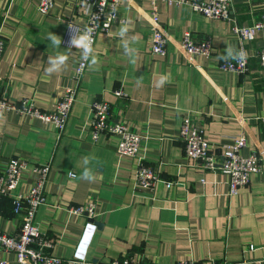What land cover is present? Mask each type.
<instances>
[{"label": "crops", "instance_id": "1", "mask_svg": "<svg viewBox=\"0 0 264 264\" xmlns=\"http://www.w3.org/2000/svg\"><path fill=\"white\" fill-rule=\"evenodd\" d=\"M230 20L212 19L187 4L156 1L159 21L168 36L166 54L149 52V0H120L119 17L108 33L96 37L93 55L98 63L84 73L63 132L53 124L19 115L0 114V172L10 157L27 161L19 190L34 178V163L50 162L45 185L46 201L36 211L40 231L53 242L50 252L63 259L108 263L126 256L144 264L228 261L230 264H264V71L256 51L264 47V30L244 42L248 71L233 73L216 66L226 50L238 47L234 23L249 26L264 12V0H231ZM40 0H0L4 52L0 78L4 94L12 99L32 98L43 110H52L62 89L70 83L80 48L63 43L66 22L83 24L86 4L54 0L48 14L37 8ZM127 32L122 37L121 29ZM185 31L210 37L212 53L188 55L179 41ZM61 38L60 46L48 39ZM136 51L125 54L124 44ZM68 56L64 66L48 74V60ZM134 60V62H132ZM169 81L158 87L161 76ZM121 88L126 96L117 98ZM103 98L114 119L142 135L139 156L158 168L153 191L134 180L138 161L116 152L118 137L90 136V104ZM204 129L215 150L243 135V155L257 153L262 170L230 195L228 176L199 167L184 154L179 126L184 115ZM95 180L80 179L84 158ZM69 172L75 173L70 177ZM94 200L93 221L68 211L70 205ZM4 199L0 227L13 233L19 217ZM94 221L102 224L98 227ZM254 249L248 251L247 247ZM6 264H18L12 253L0 249Z\"/></svg>", "mask_w": 264, "mask_h": 264}, {"label": "built area", "instance_id": "2", "mask_svg": "<svg viewBox=\"0 0 264 264\" xmlns=\"http://www.w3.org/2000/svg\"><path fill=\"white\" fill-rule=\"evenodd\" d=\"M84 2L87 6L83 24L72 21L66 22V30L63 43L69 45V25L81 31L85 27L92 28V39L94 46L99 33H108L111 25L122 22L117 7L120 0H73ZM156 1L167 4H187L191 9L208 18L230 20L231 0H149L151 7L148 17L149 52L154 55L164 56L168 36L160 25ZM54 0H40L38 10L48 14L53 6ZM2 19L0 16V60L4 52V40L2 38ZM232 30L238 37V47L235 52L246 53V60L221 59L217 68L222 71L233 73H245L248 71V53L244 42L252 40L255 32L264 30V12L260 19L249 26L232 25ZM179 45L183 52L188 55H203L209 57L212 53L210 37H195L190 31H185ZM82 50L75 62L70 83L66 85L58 97L52 110H43L37 106L32 98L12 99L4 94L2 79L0 78V114L14 112L22 116L38 119L44 123L53 124L56 132L60 135L67 123L73 103L80 86V81L88 68V62L82 60ZM256 57L260 68L264 71V47L256 51ZM113 95L123 98L126 93L121 88H116ZM90 136L95 142L101 134L115 135L118 137L116 152L120 155L133 157L138 161L135 168L134 180L136 185L144 190L153 191L159 181H163L166 187L172 181L160 177L158 168L143 162L139 156V145L142 135L128 128L124 121L114 119L111 114V105L103 98H96L90 104ZM179 139L183 143L184 154L192 159L199 167L209 171H220L228 176L229 194H235L241 186L248 184L250 176L262 170V158L257 153L249 155L241 154L240 150L245 144V137L239 135L234 137L230 144L221 145L215 150L210 142L204 137V129L187 114L181 119L179 126ZM28 166L27 161L19 157H10L5 162L4 171L0 172V210L4 199L10 201L11 211L19 217V226L13 233H8L0 227V249L12 253L18 264H144L140 260L126 256L108 263L94 262L90 260L63 259L53 255L50 250L53 242L45 237L40 231L35 220L38 207L45 203V185L50 171V162L34 163L31 167L34 178L27 190H19V184L24 169ZM71 173V175H70ZM70 177L75 173L69 172ZM95 201L86 200L83 203L70 205L68 211L88 219L96 216ZM264 247V245H263ZM254 249L253 245L247 247L248 251ZM0 264L6 262L0 259ZM175 264H195L193 260H178ZM210 264H230L226 260L210 262Z\"/></svg>", "mask_w": 264, "mask_h": 264}, {"label": "clouds", "instance_id": "3", "mask_svg": "<svg viewBox=\"0 0 264 264\" xmlns=\"http://www.w3.org/2000/svg\"><path fill=\"white\" fill-rule=\"evenodd\" d=\"M69 30H70V38H69V45L74 46V47H78L82 50V60L85 62H88L90 60L91 64H96L98 63L97 58L93 55L94 53V49L92 47L93 44V39H92V33H93V29L92 28H88L85 27V29H83V31H81L80 29L69 25ZM127 32L126 28H122L120 35L123 37ZM48 39L51 40L52 44L54 46H60L61 44V38L53 33H50L48 36ZM124 51L126 55H129L130 57L133 56V54L135 53V49L131 48L129 46V43L126 41L124 44ZM221 59H237L239 61H244L246 60V53H244L243 51L240 52H235V50L231 47H229L226 50V56L225 57H221ZM68 60V56L67 55H63V54H58L54 57H50L48 60V64L49 67L46 69V72L48 74H52L53 72H57L61 69L62 66H64L66 64ZM134 62V60L132 61ZM169 81V75H164L161 76L157 86L158 87H162L166 82ZM94 157H85L84 158V164H85V168L84 171L80 177V179L83 180H87L89 182H93L95 180V176L93 175L92 170L87 167V165H89L91 163L92 160H94ZM71 175V173H70Z\"/></svg>", "mask_w": 264, "mask_h": 264}, {"label": "water", "instance_id": "4", "mask_svg": "<svg viewBox=\"0 0 264 264\" xmlns=\"http://www.w3.org/2000/svg\"><path fill=\"white\" fill-rule=\"evenodd\" d=\"M90 221H93V219H89ZM94 223L98 226V227H101L102 224L98 221H94ZM195 264H202L201 262H196Z\"/></svg>", "mask_w": 264, "mask_h": 264}, {"label": "rangeland", "instance_id": "5", "mask_svg": "<svg viewBox=\"0 0 264 264\" xmlns=\"http://www.w3.org/2000/svg\"><path fill=\"white\" fill-rule=\"evenodd\" d=\"M56 131V130H55Z\"/></svg>", "mask_w": 264, "mask_h": 264}]
</instances>
